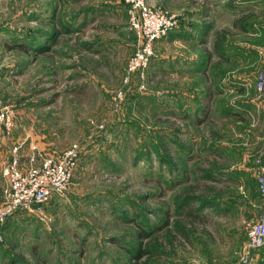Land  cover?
I'll return each mask as SVG.
<instances>
[{
  "label": "rangeland",
  "instance_id": "rangeland-1",
  "mask_svg": "<svg viewBox=\"0 0 264 264\" xmlns=\"http://www.w3.org/2000/svg\"><path fill=\"white\" fill-rule=\"evenodd\" d=\"M232 1L209 11L200 72L168 32L131 73L123 0H0V204L14 145L78 150L62 193L0 224V264H239L264 208V0Z\"/></svg>",
  "mask_w": 264,
  "mask_h": 264
},
{
  "label": "built area",
  "instance_id": "built-area-1",
  "mask_svg": "<svg viewBox=\"0 0 264 264\" xmlns=\"http://www.w3.org/2000/svg\"><path fill=\"white\" fill-rule=\"evenodd\" d=\"M129 25L137 36V46L131 56L127 72L142 73L153 57V42L171 31L176 23L175 13L149 0H123ZM255 89L264 101V48L261 68L254 78ZM11 114L0 94V131L10 133ZM78 160L76 147L57 154H47L31 148L24 152L21 144L12 147L11 156L3 168V202L0 204V224L11 214L37 207L53 194L67 187ZM258 192L264 196V172L257 176ZM264 245V208L247 228L246 242L240 252L239 264H253L255 254Z\"/></svg>",
  "mask_w": 264,
  "mask_h": 264
},
{
  "label": "crops",
  "instance_id": "crops-1",
  "mask_svg": "<svg viewBox=\"0 0 264 264\" xmlns=\"http://www.w3.org/2000/svg\"><path fill=\"white\" fill-rule=\"evenodd\" d=\"M149 1L152 4H159V2H161V0H149ZM221 2L224 3L223 0H221ZM221 2H218V0H213V2H210L209 0H205V3H203L202 0H165L164 8L167 11L172 12V13H176V12L178 13L179 10H182V15L180 19L178 20L179 21L178 28H177L178 30L176 29V30L169 31L168 33L169 36H168V39H166V41H169V42L172 41L174 43L181 42L182 44L188 43L190 46L197 48L196 61H197L198 66H194L193 61H189V64L192 65L189 68L194 69L195 72H200L199 67L205 62V56L203 54L204 52H200L198 47L199 46L202 47L205 39L210 35V32H211V30L209 29L210 26H207L208 24H210L209 21H212L209 11L212 7L214 11L217 9L216 7H219V9H223L226 4L224 5ZM237 2H240V1H237ZM249 2L250 0H244L240 2L238 5H242L244 3H249ZM235 4H236L235 0L230 2V6H232V8L239 7L237 4L236 5ZM255 5L257 6L256 2H255ZM233 25H236V19H234ZM163 38L161 39L162 41H163ZM161 40H155L153 42V48L158 47V44ZM153 58L154 57H152V59ZM161 60H159L158 62H160ZM188 60H192V59H188ZM164 61L166 62L165 65L167 67V65H169L170 63L168 62V60H164ZM7 161L8 160L3 162L4 164L3 168L5 164L7 163ZM3 168H2V172H3ZM254 264H264V245L261 246L256 252Z\"/></svg>",
  "mask_w": 264,
  "mask_h": 264
},
{
  "label": "trees",
  "instance_id": "trees-1",
  "mask_svg": "<svg viewBox=\"0 0 264 264\" xmlns=\"http://www.w3.org/2000/svg\"><path fill=\"white\" fill-rule=\"evenodd\" d=\"M238 117H240L239 115H237ZM256 186H257V179H256ZM258 190V189H257ZM190 199H193L191 196H187L186 197V200L187 201H189ZM185 200V201H186ZM196 215L197 214H195L192 210H187V213H186V216L187 217H189L191 220H194V221H196V220H198V221H200V222H205L206 221V218H205V216H202V217H196ZM145 233H147V232H145ZM147 250V249H146ZM145 250V251H146ZM142 249H140V251H139V253L141 254L142 253ZM140 254L137 256V257H139L140 256Z\"/></svg>",
  "mask_w": 264,
  "mask_h": 264
}]
</instances>
